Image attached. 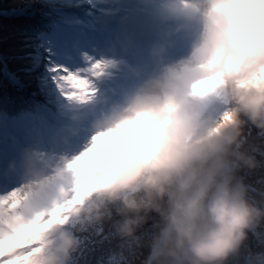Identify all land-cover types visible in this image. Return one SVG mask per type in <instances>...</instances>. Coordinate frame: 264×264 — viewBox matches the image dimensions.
<instances>
[{
	"label": "clouds",
	"instance_id": "1",
	"mask_svg": "<svg viewBox=\"0 0 264 264\" xmlns=\"http://www.w3.org/2000/svg\"><path fill=\"white\" fill-rule=\"evenodd\" d=\"M141 8L139 59L109 47L91 88L61 96L68 140L94 108L84 146L9 165L0 264H264V0Z\"/></svg>",
	"mask_w": 264,
	"mask_h": 264
},
{
	"label": "rangeland",
	"instance_id": "2",
	"mask_svg": "<svg viewBox=\"0 0 264 264\" xmlns=\"http://www.w3.org/2000/svg\"><path fill=\"white\" fill-rule=\"evenodd\" d=\"M5 4L17 5L19 0H1ZM60 2V6L56 9H50L53 16L41 14L39 8L32 0H25V7L17 8L12 12L0 11V16L7 18L13 17H33L34 22L39 24V28L45 33L42 37L44 47L51 50V57L53 63H62L69 67L78 66L72 57L66 54L64 48L60 43V37L69 31L83 32L86 34L82 45L87 46L89 43H99L102 45V52L109 47L116 46L123 49L129 48L128 56L134 57L140 55L138 52L139 36L135 34L128 25L120 26V18L123 19L128 15V21L137 22L142 21L143 36L148 35V21L143 14L141 5L143 0H130V7L128 9L130 14H127L123 8H120L121 0H109V3L102 5V7L110 8L113 14L108 15L102 13L99 8H90L83 0H46ZM111 17L118 19V24L110 27ZM113 21V20H112ZM115 40V43L113 42ZM127 40H130L127 44ZM32 59V77L35 82L32 84L33 91L38 90L39 86H46L50 91L52 111L54 115L49 117L48 114L42 110L34 113L35 116H26L24 120L16 123L5 124L0 121V195L10 191L16 186V180H9L6 176L9 165L13 161H19L20 155L25 148H37L43 150L53 160L58 156H65L71 158L76 154L87 140L88 123L87 117L94 112L92 106H85L79 110L80 115L84 117L78 125L80 128V135L67 139L66 129L71 127L69 121L64 115L65 101L57 93L55 87L52 85L45 70V63L37 58V55H30ZM2 63V61H0ZM5 73L2 81L3 87L7 89L8 83L21 85L20 81L10 73L6 66H4ZM41 75V78L39 77ZM120 83V82H119ZM117 83V85L119 84ZM21 87H28L22 85ZM99 89L98 95L102 98L106 93H109L113 87L107 85L101 87L97 84ZM27 89V88H25ZM98 98V100L100 99ZM29 126V127H27ZM67 140V142H66Z\"/></svg>",
	"mask_w": 264,
	"mask_h": 264
},
{
	"label": "trees",
	"instance_id": "3",
	"mask_svg": "<svg viewBox=\"0 0 264 264\" xmlns=\"http://www.w3.org/2000/svg\"><path fill=\"white\" fill-rule=\"evenodd\" d=\"M39 8L41 14L53 16L51 8L60 6V2L46 0H32ZM25 0H19L17 5L5 4L0 0V11L12 12L17 8L25 7ZM8 20L0 16V121L8 123L21 122L26 116L44 109L49 115L52 102L50 91L46 86H39L33 91L32 82L35 79L30 75L33 64L30 55H35L37 49L45 46L42 37L45 33L34 22L33 17H13ZM15 75L21 85L8 83L7 89L3 87L5 69ZM41 78V75H39ZM26 85L27 89L21 87ZM99 253L92 257L93 264H96Z\"/></svg>",
	"mask_w": 264,
	"mask_h": 264
},
{
	"label": "snow or ice",
	"instance_id": "4",
	"mask_svg": "<svg viewBox=\"0 0 264 264\" xmlns=\"http://www.w3.org/2000/svg\"><path fill=\"white\" fill-rule=\"evenodd\" d=\"M68 2L71 3V0ZM83 2L90 8H99L102 13L113 14L112 9L102 7L109 3V0H83ZM85 37V33L75 31L66 32L60 37V43L66 54L72 57L78 66L69 67L62 63H53L49 48L41 46L37 49V58L45 63L48 78L60 96L80 90L88 91L93 84V80L88 78V73L91 71L93 76H100L105 72L106 62L101 55H98L102 53V45L89 43L84 46L82 41Z\"/></svg>",
	"mask_w": 264,
	"mask_h": 264
},
{
	"label": "bare ground",
	"instance_id": "5",
	"mask_svg": "<svg viewBox=\"0 0 264 264\" xmlns=\"http://www.w3.org/2000/svg\"><path fill=\"white\" fill-rule=\"evenodd\" d=\"M130 4H131L130 0H121L120 8L127 10L126 13L130 14V11L128 10V9H132V7H130ZM104 5H106V4H104ZM120 21H121L120 26L127 24L129 29H132L136 34H138L137 36H139L138 37L139 38V41H138L139 44H137V46H138V50L142 52L144 46H146V43H147V36H143V26L141 25L142 21L140 22L141 24H139V23L135 24L134 22H129L128 21V15H126L123 19L120 18ZM109 22H110L109 26L114 27L115 25L118 24V19L116 17H111ZM129 41L130 40H127V44L129 43ZM114 43H115V40H114ZM139 56L130 58L129 62H135L137 59H139ZM118 82H119V80H117L114 76H106V77L102 78L100 82H98V85L101 87H105L107 85H110L111 87L114 88V87H116ZM98 98H100L99 95H98ZM27 127H29V126H27Z\"/></svg>",
	"mask_w": 264,
	"mask_h": 264
}]
</instances>
